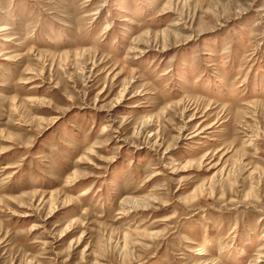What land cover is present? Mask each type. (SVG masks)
<instances>
[{"label":"rangeland","instance_id":"rangeland-1","mask_svg":"<svg viewBox=\"0 0 264 264\" xmlns=\"http://www.w3.org/2000/svg\"><path fill=\"white\" fill-rule=\"evenodd\" d=\"M0 264H264V0H0Z\"/></svg>","mask_w":264,"mask_h":264}]
</instances>
